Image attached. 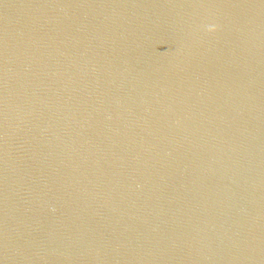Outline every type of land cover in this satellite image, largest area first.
<instances>
[{"label": "water", "instance_id": "obj_1", "mask_svg": "<svg viewBox=\"0 0 264 264\" xmlns=\"http://www.w3.org/2000/svg\"><path fill=\"white\" fill-rule=\"evenodd\" d=\"M0 264H264V0H0Z\"/></svg>", "mask_w": 264, "mask_h": 264}]
</instances>
